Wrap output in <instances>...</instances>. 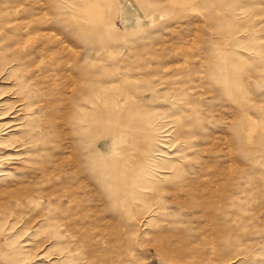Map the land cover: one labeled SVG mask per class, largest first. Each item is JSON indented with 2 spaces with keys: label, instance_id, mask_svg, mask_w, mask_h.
<instances>
[{
  "label": "rangeland",
  "instance_id": "rangeland-1",
  "mask_svg": "<svg viewBox=\"0 0 264 264\" xmlns=\"http://www.w3.org/2000/svg\"><path fill=\"white\" fill-rule=\"evenodd\" d=\"M0 264H264V0H0Z\"/></svg>",
  "mask_w": 264,
  "mask_h": 264
}]
</instances>
